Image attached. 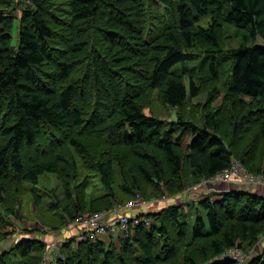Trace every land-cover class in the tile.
Returning <instances> with one entry per match:
<instances>
[{"label":"trees","instance_id":"trees-1","mask_svg":"<svg viewBox=\"0 0 264 264\" xmlns=\"http://www.w3.org/2000/svg\"><path fill=\"white\" fill-rule=\"evenodd\" d=\"M10 1L0 0L1 230L22 217L17 188L45 173L60 184L51 207L62 222L36 220L41 228L29 233L136 195H176L234 161L264 178V0H23L15 50ZM225 26L236 45L224 44ZM194 76L225 90L218 106V89L207 92L199 118L197 105L187 108L203 90ZM154 95L180 113L146 114ZM147 187L160 190L147 196ZM183 204L140 213L114 238L64 239L48 264H236L217 260L234 246L250 255L245 264H264V248L253 254L264 196L209 192L192 226L184 208L193 204ZM44 251L43 240L22 237L0 251V264H42Z\"/></svg>","mask_w":264,"mask_h":264},{"label":"rangeland","instance_id":"rangeland-1","mask_svg":"<svg viewBox=\"0 0 264 264\" xmlns=\"http://www.w3.org/2000/svg\"><path fill=\"white\" fill-rule=\"evenodd\" d=\"M22 1L23 0H11L10 1V5L13 7V9H8L7 11V16H11V17H15L13 19V26L11 28V39L9 42L10 48L14 49L17 46V36H18V21H17V17L19 16L20 13V6L22 5ZM59 1L56 0L54 1V3H58ZM161 11H163L164 13H166V9L163 6L159 7ZM53 11H56V8H51ZM64 9V8H63ZM63 11V10H62ZM59 11L58 14H61ZM201 25H206V22L201 21L200 22ZM224 38H226L224 40V44L226 45H236L238 40L235 38V34L233 29L230 26H225V32H224ZM225 78V77H224ZM183 79L185 81V83H188L189 80V76L187 74H185L183 76ZM205 80H207V77H205ZM194 82L196 83L195 85H201V89H203L200 94L197 97L194 98H189V100L187 101V108H191V106L195 107V113L197 115V117L199 118L200 115V110H203V107L206 106V95L208 91H212L213 88H217L219 91V97L212 103V106H218L222 103V99L224 97V87L223 84H214L210 81L208 82H204L202 83V80L197 78V76H194ZM243 98V97H242ZM245 99V98H244ZM246 100V99H245ZM180 108H170L169 106L166 107L164 105H162L159 101V99L156 97V95L153 96L152 102L150 103V105L148 107L144 108V112L146 114H152L155 116H160L163 119H170V118H175V115L178 113H180ZM89 151H93V153L97 152V146L96 145H92L89 148ZM232 164V163H231ZM204 179H200V182L194 183V184H189L187 185L180 193L178 194H188L189 196V200L184 202L183 205H187L189 203H192L193 205H189V207L185 206L184 210L186 211L187 214V220L190 223V226L193 225V219L194 216L197 214L196 213V203H198V201L200 199H202L205 195H203V190L208 186L203 183ZM198 185H200L198 187ZM228 183H223L221 185H214L211 184L209 188H206V190L209 189H216V188H221L223 186H227ZM203 186V187H202ZM10 188L9 186L7 187V189ZM149 190H153V191H147L146 195L147 196H152L156 194V190L159 191L160 189H155L154 187L150 188L147 187ZM197 188V190H196ZM203 188L201 191H198V189ZM51 189V191H50ZM241 189V188H238ZM248 189V188H246ZM250 189V188H249ZM252 189V188H251ZM256 190V188H254ZM17 203L15 205L17 211H19V214L22 216L20 219L18 220H13L12 218H9L10 223H12L11 225H9L5 231L0 229V233L5 235L0 237V251H3L4 249H6V247H8L10 244H12L13 242H16L18 239H20V236L22 238V236L24 237H29L31 235H29V229L30 228H41V226L37 223L34 222L36 220L40 221L43 224H46L48 226H57L59 224H61L62 222V211L60 210V208H56L54 209L53 207H51L52 202H54L53 198H52V194H54V192H56L57 194H61V187L60 184L57 182V180L55 179L53 174H49V173H45L43 175H41L39 177V181L36 185H32L29 183L24 182L22 184V186L17 188ZM54 191V192H53ZM9 192H11V194L15 195L16 191H11L9 190ZM210 192H212V190H210ZM259 193H261L259 191ZM178 194L173 195L172 197V201H168L171 202L170 204H176L177 199L178 198ZM258 195V194H257ZM163 197V198H162ZM165 197H171L168 195H165ZM162 198V199H161ZM161 199V200H160ZM164 196L159 197H150L148 200L150 202H152V205L150 208L148 207L147 211H157L156 209H158L160 206H165L167 203L166 201L163 200ZM170 200V199H169ZM161 201H163L162 203H160ZM181 204V203H178ZM149 205V204H148ZM200 212H202V210H200ZM34 222V223H33ZM40 223V224H41ZM19 231L22 234H19L17 236H15L16 234H13L14 232ZM28 234V235H27ZM54 233H51V236L48 241H44L45 242V251H44V256L46 254H48V251L50 252V255L53 251H55V254H53V258L59 253V249L60 246H58L59 242H62L64 239L60 238L59 240H57L56 238L58 237V235H52ZM109 234V233H108ZM102 236V239H106L107 236ZM27 235V236H26ZM80 239L81 238H86V237H90V236H85L83 235L81 232L79 234ZM85 236V237H84ZM73 238V236L70 237H64V238ZM91 238V237H90ZM76 239V238H75ZM77 240V239H76ZM79 240V239H78ZM4 241V242H3ZM60 245V244H59ZM255 249H253V254L257 255L259 254L260 250L262 248H264V234H262L259 238V240L257 241L256 245L254 246ZM1 253V252H0ZM49 255V256H50ZM43 256V261H48L47 258H44ZM42 262V260H41Z\"/></svg>","mask_w":264,"mask_h":264},{"label":"built area","instance_id":"built-area-1","mask_svg":"<svg viewBox=\"0 0 264 264\" xmlns=\"http://www.w3.org/2000/svg\"><path fill=\"white\" fill-rule=\"evenodd\" d=\"M235 176L241 177L243 181L249 185L264 187L263 176L246 173L238 161H234L228 169L219 171L212 177L205 178L203 183L206 185L208 183L209 187H211L210 186L211 184L221 185L223 183H228L230 178ZM210 190L221 191L225 189L221 187L216 189L215 188L209 189V191ZM165 198L166 197L164 196V199ZM148 204L149 201H145L139 195H136L132 200L127 201L125 204L114 205V207L109 210L78 214L69 224L70 226H79L81 228V233L85 236H90L91 238L94 237L101 238L102 236H106L108 233L113 235L114 238L117 234H119V232L127 231L129 225L131 226L137 225L141 220L139 214L149 212L147 211L148 210L147 208L149 207ZM135 207H140L139 211L130 214H121L117 217L116 220L112 219L111 216L112 213L114 212L119 213L124 209L133 210ZM148 223L149 221L147 220L146 224ZM53 254H55V251H53L51 255L50 252L48 251V254L44 256V258H47L48 261L46 263V261L42 260V264H48L50 262H53L54 260ZM248 256L250 255L241 252V250L238 247L234 246L220 253V255L217 257V260L230 258L233 259L236 262V264H245Z\"/></svg>","mask_w":264,"mask_h":264},{"label":"crops","instance_id":"crops-1","mask_svg":"<svg viewBox=\"0 0 264 264\" xmlns=\"http://www.w3.org/2000/svg\"><path fill=\"white\" fill-rule=\"evenodd\" d=\"M200 185H198V187H199ZM217 186V185H216ZM203 187V186H202ZM206 188H209V187H206ZM206 188L203 190V195H205V194H208L210 191L209 190H206ZM231 189V188H241V189H245V190H247V191H250V192H252V193H255V194H258V195H262V196H264V187L263 186H252V185H249V184H247L246 182H244L243 181V179L241 178V177H239V176H235V177H232V178H230V180L228 181V185L227 186H223V189ZM246 188H248V189H246ZM250 188V189H249ZM252 188V189H251ZM254 188H256V190L254 189ZM203 188H201V189H198V191H201ZM196 190H197V188H196ZM259 191L261 192V193H259ZM202 192V191H201ZM179 196H178V198L179 199H177V203L176 204H178V203H184V202H186V201H188L189 200V196H188V194H178ZM172 197L173 196H171V197H167V198H165V200L164 201H166V205H171L170 203L171 202H168V201H172ZM170 199V200H169ZM163 201H161L160 203H162ZM165 205V206H166ZM150 207L152 206V205H149ZM197 206V205H196ZM149 207V208H150ZM153 207V206H152ZM164 207V206H163ZM139 208L140 207H135L133 210H128V209H124V210H122V211H120L119 213H116V212H114V213H112L111 214V216H112V219L113 220H116L117 219V217L119 216V215H121V214H130V213H134V212H136V211H139ZM160 208H162V206H160L158 209H156V210H159ZM80 232H81V228L79 227V226H69V227H65V228H61L60 230H58V231H55V232H50V233H46V234H41V233H39V232H32V233H30L29 235H31V236H29V237H34V238H38V239H40V240H43V241H48V240H51V239H49L50 237H52L51 236V233H54V234H52V235H58V237L56 238L57 240H59L60 238H62V239H66V238H64V237H70V236H73V238H76L77 240L78 239H80V236H79V234H80ZM13 234H16L15 236H17V235H19V234H22V233H20L19 231H16V232H14ZM110 234V233H109ZM108 234V235H109ZM28 235V234H27ZM26 235V236H27ZM22 237H24V236H22ZM20 238H21V236H20ZM4 242V241H3ZM255 249V248H254Z\"/></svg>","mask_w":264,"mask_h":264},{"label":"bare ground","instance_id":"bare-ground-1","mask_svg":"<svg viewBox=\"0 0 264 264\" xmlns=\"http://www.w3.org/2000/svg\"><path fill=\"white\" fill-rule=\"evenodd\" d=\"M227 198V197H226ZM235 199V198H234ZM237 202V201H236ZM237 205V204H236ZM242 205V204H241ZM211 206V205H210ZM223 206V205H222ZM230 206V205H229ZM217 207V206H216ZM227 207V206H226ZM235 207V206H234ZM238 207V206H237ZM233 208V207H232ZM242 209V207H240ZM234 209V208H233ZM237 209V208H236ZM244 209V208H243ZM252 210V209H251ZM236 212V211H235ZM223 213V212H222ZM248 215V214H247ZM258 228V227H257ZM262 228V227H261ZM256 229V227H255ZM263 262V261H262Z\"/></svg>","mask_w":264,"mask_h":264}]
</instances>
